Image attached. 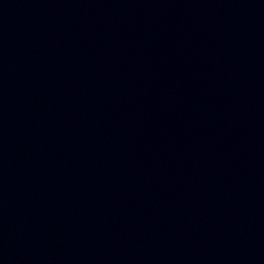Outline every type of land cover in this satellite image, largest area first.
Instances as JSON below:
<instances>
[{
	"label": "water",
	"instance_id": "1",
	"mask_svg": "<svg viewBox=\"0 0 264 264\" xmlns=\"http://www.w3.org/2000/svg\"><path fill=\"white\" fill-rule=\"evenodd\" d=\"M0 264H264V0H0Z\"/></svg>",
	"mask_w": 264,
	"mask_h": 264
}]
</instances>
